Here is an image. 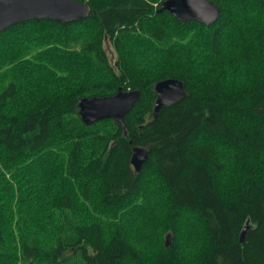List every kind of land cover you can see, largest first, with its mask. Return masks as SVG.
Instances as JSON below:
<instances>
[{"label": "trees", "instance_id": "trees-1", "mask_svg": "<svg viewBox=\"0 0 264 264\" xmlns=\"http://www.w3.org/2000/svg\"><path fill=\"white\" fill-rule=\"evenodd\" d=\"M76 1L83 21L0 33V264H264V0H210V26ZM171 78L186 95L154 117ZM119 89L140 92L123 124L82 122Z\"/></svg>", "mask_w": 264, "mask_h": 264}, {"label": "water", "instance_id": "water-1", "mask_svg": "<svg viewBox=\"0 0 264 264\" xmlns=\"http://www.w3.org/2000/svg\"><path fill=\"white\" fill-rule=\"evenodd\" d=\"M159 12H168L180 22H198L210 26L218 21L220 8L210 0H163ZM89 6L76 0H0V33L9 27L27 21L50 20L60 24H70L85 20ZM156 100L153 116L156 117L163 106L180 102L185 97L183 83L177 79H164L156 83ZM140 97L138 90L122 91L103 97H84L78 102L79 115L84 124L113 119L123 124L125 116ZM147 159L143 148H134L131 163L139 171ZM248 226L240 235V242Z\"/></svg>", "mask_w": 264, "mask_h": 264}, {"label": "bare ground", "instance_id": "bare-ground-1", "mask_svg": "<svg viewBox=\"0 0 264 264\" xmlns=\"http://www.w3.org/2000/svg\"><path fill=\"white\" fill-rule=\"evenodd\" d=\"M160 9V8H159ZM158 12H159V10H158Z\"/></svg>", "mask_w": 264, "mask_h": 264}]
</instances>
